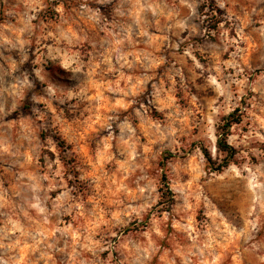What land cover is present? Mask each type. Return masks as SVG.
I'll return each mask as SVG.
<instances>
[{
  "label": "rangeland",
  "instance_id": "1",
  "mask_svg": "<svg viewBox=\"0 0 264 264\" xmlns=\"http://www.w3.org/2000/svg\"><path fill=\"white\" fill-rule=\"evenodd\" d=\"M0 264H264V0H0Z\"/></svg>",
  "mask_w": 264,
  "mask_h": 264
},
{
  "label": "trees",
  "instance_id": "2",
  "mask_svg": "<svg viewBox=\"0 0 264 264\" xmlns=\"http://www.w3.org/2000/svg\"><path fill=\"white\" fill-rule=\"evenodd\" d=\"M239 111L240 110H236L234 113L228 115L217 129V149L221 154L226 156L223 161V164H220L219 166V171H223L224 169L228 168L233 162V159L236 155V150L233 146L230 145L228 138L231 135L232 128L242 122V114L238 117L236 114ZM204 153L208 161L212 163V158L209 153L206 150H204ZM162 182L166 193L172 197L173 194L165 176L163 177ZM164 189H160L162 195H164Z\"/></svg>",
  "mask_w": 264,
  "mask_h": 264
}]
</instances>
